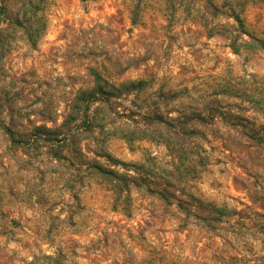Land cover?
<instances>
[{
	"label": "rangeland",
	"instance_id": "374dc122",
	"mask_svg": "<svg viewBox=\"0 0 264 264\" xmlns=\"http://www.w3.org/2000/svg\"><path fill=\"white\" fill-rule=\"evenodd\" d=\"M0 264H264V0H0Z\"/></svg>",
	"mask_w": 264,
	"mask_h": 264
},
{
	"label": "trees",
	"instance_id": "16d2710c",
	"mask_svg": "<svg viewBox=\"0 0 264 264\" xmlns=\"http://www.w3.org/2000/svg\"><path fill=\"white\" fill-rule=\"evenodd\" d=\"M88 109V108H87ZM84 125H86L87 126V124H88V122L86 121V120H84V123H83ZM85 128V127H84ZM93 168H94V170H96L98 173H100V174H106V175H108V176H111L112 178H114V179H117V177H118V175L117 174H115L114 172H112V171H106V170H104V169H102L101 167H99V166H93Z\"/></svg>",
	"mask_w": 264,
	"mask_h": 264
}]
</instances>
